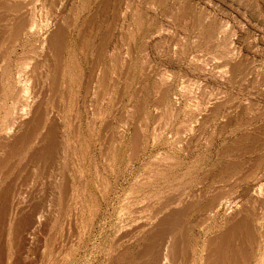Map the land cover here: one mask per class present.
Returning <instances> with one entry per match:
<instances>
[{"label": "rangeland", "instance_id": "374dc122", "mask_svg": "<svg viewBox=\"0 0 264 264\" xmlns=\"http://www.w3.org/2000/svg\"><path fill=\"white\" fill-rule=\"evenodd\" d=\"M0 61V264H264V0H0Z\"/></svg>", "mask_w": 264, "mask_h": 264}, {"label": "bare ground", "instance_id": "6f19581e", "mask_svg": "<svg viewBox=\"0 0 264 264\" xmlns=\"http://www.w3.org/2000/svg\"><path fill=\"white\" fill-rule=\"evenodd\" d=\"M2 4V3H1ZM118 10V9H117ZM5 27V26H4ZM42 27V26H41ZM55 30V29H54ZM5 35V34H4ZM62 36H63V34H62ZM66 38V37H65ZM43 39V38H42ZM62 40V39H61ZM60 41V40H59ZM63 45V44H62ZM58 46V45H57ZM62 53V52H61ZM6 55V54H5ZM1 62V61H0ZM57 84V83H56ZM65 89V88H64ZM29 94V93H28ZM44 98V97H43ZM21 99V98H20ZM27 100V99H26ZM27 103V102H26ZM26 106V105H25ZM23 107V106H22ZM27 107V106H26ZM25 108V107H24ZM24 110V109H23ZM20 112H23L24 113V111H20ZM22 113V114H23ZM21 114V113H20ZM15 117V116H14ZM19 117H20V115H19ZM21 119H22V117H21ZM11 126V125H10ZM12 130V129H11ZM9 134V133H8ZM11 134V133H10ZM16 134V133H15ZM10 137V136H9ZM6 138H7V136H6ZM12 139V138H11ZM14 141V140H13ZM19 141V140H18ZM22 141V140H21ZM17 144V143H16ZM16 201V200H15ZM3 208V207H2ZM3 210V209H2ZM4 212V211H3ZM2 213V212H1ZM7 214V213H6ZM26 217V216H25ZM36 218V217H35ZM31 221V220H30ZM36 221V220H35ZM32 223L34 224V222L32 221ZM38 223V222H37ZM36 223V224H37ZM26 224V223H25ZM31 224V223H30ZM33 224H32V226H33ZM35 226V225H34ZM42 226V225H41ZM40 227V226H39ZM37 230V229H36ZM35 230V231H36ZM166 234V233H165ZM163 237H165V235L163 234L162 235ZM164 239V238H163ZM226 239V238H225ZM157 243V242H156ZM168 243V242H167ZM163 244V243H162ZM163 246V245H162ZM165 247V246H164ZM221 248V247H220ZM58 249V248H57ZM148 249V248H147ZM223 249V248H222ZM147 251V250H146ZM156 252V251H155ZM148 254V253H147ZM164 255V254H163ZM162 258V257H161ZM168 259V258H167ZM176 260V259H175ZM160 261V260H159ZM161 263V262H160ZM235 263V262H234ZM162 264H163V262H162ZM168 264V263H167Z\"/></svg>", "mask_w": 264, "mask_h": 264}]
</instances>
